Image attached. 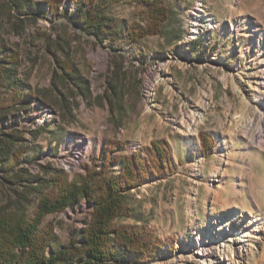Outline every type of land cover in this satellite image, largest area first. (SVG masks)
<instances>
[{"label": "rangeland", "instance_id": "1", "mask_svg": "<svg viewBox=\"0 0 264 264\" xmlns=\"http://www.w3.org/2000/svg\"><path fill=\"white\" fill-rule=\"evenodd\" d=\"M23 1L17 11L0 0V42L17 55L14 79L33 92L11 123L37 132L26 138L28 169H62L69 179L85 167L118 173V157L165 141L172 173L130 191L133 218L122 222L161 239L148 264H264V0H164L161 34L135 44L125 34L145 23L130 0L106 10L118 28L103 44L81 31L70 0L57 13L54 0ZM62 61L74 67L71 77ZM7 91L0 80V99ZM200 134L212 152H201ZM109 143L119 146L107 152ZM90 212L81 201L48 216L55 245L78 238ZM216 222L226 230L220 237L210 230Z\"/></svg>", "mask_w": 264, "mask_h": 264}, {"label": "trees", "instance_id": "2", "mask_svg": "<svg viewBox=\"0 0 264 264\" xmlns=\"http://www.w3.org/2000/svg\"><path fill=\"white\" fill-rule=\"evenodd\" d=\"M122 1L70 0V4H75L81 31L103 44L118 28L106 10ZM130 1L140 9L145 26L129 27L125 40L135 44L160 35L170 16L164 0ZM61 3L51 1L50 12H59ZM7 4L20 11L24 1L7 0ZM60 64V70L71 77L74 67L67 61ZM17 67V55L0 42V80L8 85L5 97L0 99V264H148L163 247L161 239L146 226L122 222L133 218L127 197L130 191L150 178L161 179L172 173L169 145L154 140L145 155L134 151L118 157L114 161L120 166L118 173L107 171L106 165L102 169L85 167L82 174L69 179L62 169L39 165L38 173L33 174L25 162L26 138L36 141L37 132L11 124L27 111V100L33 99V92L24 91L11 74ZM110 88L112 95L119 96L111 83ZM199 138L201 152H212L211 138L203 134ZM118 146L109 143L105 151L112 153ZM81 201L91 206L86 226L78 238L63 247L56 246L54 228L46 218Z\"/></svg>", "mask_w": 264, "mask_h": 264}, {"label": "bare ground", "instance_id": "3", "mask_svg": "<svg viewBox=\"0 0 264 264\" xmlns=\"http://www.w3.org/2000/svg\"><path fill=\"white\" fill-rule=\"evenodd\" d=\"M209 23H210V21H209ZM211 24V23H210ZM260 63L262 64L261 66H262V68H261V73L262 74H264V55L262 54V58H261V61H260ZM263 70V71H262ZM251 124H252V122H249L248 123V125H245L244 127H243V131H245L246 133H248V132H250L251 131ZM264 130V129H263ZM248 139V138H247ZM215 223V222H214ZM217 223V222H216ZM251 223H253L254 225H255V227L256 228H259L261 225H262V221H259V220H257V219H254V220H252V222ZM222 222H220V224L219 223H217V225H213V226H211L210 228V230L211 231H214L216 234H218L219 235V237H220V235H223L225 232H226V230L222 227ZM230 233H231V235L232 236H235L236 235V231H234V230H232V231H230ZM198 242H197V246L199 247V248H201V246H203V243H204V241H206V240H208V234H205V235H200V236H198ZM233 243L235 244V247H234V250L235 251H240V248H241V244H240V240H238V239H235L234 241H233ZM230 253H231V248H230ZM214 256H217V254H213ZM216 259V258H215ZM218 259V258H217Z\"/></svg>", "mask_w": 264, "mask_h": 264}]
</instances>
